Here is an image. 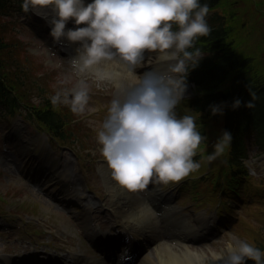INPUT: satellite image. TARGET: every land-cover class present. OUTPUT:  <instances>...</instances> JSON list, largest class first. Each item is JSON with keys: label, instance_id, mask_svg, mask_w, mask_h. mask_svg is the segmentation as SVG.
Instances as JSON below:
<instances>
[{"label": "clouds", "instance_id": "obj_1", "mask_svg": "<svg viewBox=\"0 0 264 264\" xmlns=\"http://www.w3.org/2000/svg\"><path fill=\"white\" fill-rule=\"evenodd\" d=\"M24 13L51 6L50 34L54 40L66 38L79 42L70 58L72 71L85 73L101 62L119 64L127 69V82H121L97 129L100 151L114 180L128 190L146 189L149 184L178 182L201 168L195 159L207 137L191 112L178 114L191 68L204 55L196 46L208 36L210 6L202 0H21ZM78 27L66 28L69 19ZM82 25V26H79ZM157 53L149 62L160 61L166 67L137 74L144 63L145 51ZM108 72L93 77L96 87L110 79ZM66 84L67 79L59 80ZM91 85L81 76L69 88H58L51 96L53 104H67L82 114L89 110ZM224 103L209 105L212 114H223ZM242 101L234 98L231 107ZM253 107V100L246 104ZM232 133L223 130L207 153L215 160L231 147ZM195 264H264V249L235 233L222 247L194 251Z\"/></svg>", "mask_w": 264, "mask_h": 264}, {"label": "rangeland", "instance_id": "obj_2", "mask_svg": "<svg viewBox=\"0 0 264 264\" xmlns=\"http://www.w3.org/2000/svg\"><path fill=\"white\" fill-rule=\"evenodd\" d=\"M260 5L264 8L263 2H260ZM255 16H259V13L256 12ZM39 20L40 18H37L33 12L27 13L26 18L22 20H20V16L16 13L0 16V28L3 29L1 30V34L8 46L7 55L10 56L6 62V67L13 68L14 64H18L34 70V73L40 71L46 72L45 79L43 80L47 86L55 90L53 92H56L58 88L73 86L81 76L88 79L91 85L89 110L82 114L73 113L71 109L69 112L70 116L76 117L74 123H71L73 126H71L70 130L74 139H76V142L71 145L77 157H73L62 146L58 148L54 156L59 155L63 150L69 155L68 157L65 154L67 160L63 159V164L66 166L65 169L69 176L75 179L80 177L77 179L76 187L78 191L82 190L84 181H89L87 189L96 190L97 194L101 196L103 183L98 169L104 163L102 159L105 158L100 151L101 145L97 139V129L107 115L110 100L118 92L119 88L116 85H119V81L111 77L103 82V87L97 88L96 82L93 79L94 76L98 75L97 73L93 71H86L83 74L73 72L70 61L66 60V57L54 53L45 45L41 37L36 34L38 28L44 27ZM260 21L263 27L262 17H260ZM255 39H261L264 44L261 30L257 31ZM153 57L155 56L152 55L151 58ZM150 66L145 68L143 63L141 69L149 71ZM137 68L135 71H137ZM62 78L67 79L66 84L62 85L59 83V80ZM21 118L22 116H8L0 111V215L5 219L8 226L0 232V254L6 255L12 250H18L23 245H27L29 248L35 247L41 252L53 246L66 247L74 244V247H76L75 245L79 241V238L75 239L71 237L62 229V233L57 230L60 221L66 220L70 225H72V222H75L74 218L76 215L69 210V206L61 209L60 204L51 199L47 191L38 192L31 182L21 178L14 171L13 163L8 166L9 163L1 157L5 142L10 144L11 149L16 152L14 148L15 139L10 138V136L16 135L13 132L15 128H17V131H24L25 127L22 124ZM255 151V147L250 143L248 153L250 159L257 155ZM51 158H53V155H51ZM206 161L208 163L206 172L212 169L214 170L212 178H221L219 172L216 174L215 169V166L219 165L218 160H215L213 165L211 161ZM219 170H225V166ZM196 173H199V171L193 172V174ZM212 178L208 177L206 181L201 183L200 181L193 180L192 183L195 185L186 183L182 186L180 190L183 193L179 194V203L183 204L182 209L188 211L190 214L202 211V207L209 209V211L216 209V204L213 200L207 199L200 202L201 199L205 198L206 193L212 191L213 186L209 185V181ZM203 187L206 188L204 189ZM88 193L91 192L88 191ZM255 194L258 197L255 202L245 203L247 202V196L243 193L241 198L245 200V204L236 205V211L232 212V215L236 217L230 231L225 233L216 242L214 241L212 244L208 243L207 246L202 247V250L210 247L219 249L232 233L242 238L254 236L253 233H247L250 231L248 227L254 229V226L257 227L262 224V219H264V197H261V192L255 191ZM221 199H224V197ZM48 204L54 205L55 208L50 210L47 206ZM81 240L80 242L84 245L82 237ZM259 241L264 246V241ZM253 243L257 244V242Z\"/></svg>", "mask_w": 264, "mask_h": 264}, {"label": "trees", "instance_id": "obj_3", "mask_svg": "<svg viewBox=\"0 0 264 264\" xmlns=\"http://www.w3.org/2000/svg\"><path fill=\"white\" fill-rule=\"evenodd\" d=\"M206 1H208L207 3L210 7L217 6L218 0ZM20 5L21 0H0V16L7 15L11 12H21L22 9ZM227 7L230 14L234 16V0H230ZM222 14L223 15L215 19V23L218 25V27L210 34V37L207 39V41L223 47L221 52L228 49V44H226L224 41H226L227 37H229V33H223L225 13L223 12ZM221 18L223 19V22H221ZM1 30L3 29L0 28V90L2 92H6V88L3 86V84L6 85V83L2 82V78H4L6 80L8 79V81L13 84L12 87L10 85H6L9 90H12L13 87H17L16 85L21 83L23 92H25L26 88L37 92V94L44 92L45 88L40 82L41 77L32 75L26 68L22 67L20 69V66L15 64L13 65V68L7 70L3 69V64L5 62L4 57H7V52L5 51L6 48H4L5 44ZM262 71L263 66L249 67L247 63L239 61L237 57L231 55L225 57L217 56L212 61H210L209 64L206 62L201 63L193 71L198 88L208 90V92L202 99H191L190 105L192 109L195 112L200 113L205 120L212 117L214 118L217 115L212 114L206 103H218L223 95L226 99H229L230 97H242L243 95L251 98L252 95L254 96L253 107L248 109L245 108L240 114L237 113V110L235 112L231 111L224 114V129L230 130L232 133V145L234 147L237 143L236 137H239L238 131L241 128V122L240 119H238V116L249 117L260 124L264 122V72ZM228 73H232L233 75H236V77L234 78V81L229 89L224 91L223 87H218V82L222 79L220 78L222 74ZM201 101H204L205 103ZM52 104L53 103L51 101H47L44 105L46 107L43 108V112L37 113V117L42 120V124H44L47 128L54 130V134L56 136H60L62 139H67L68 136L65 135L64 129H68L70 127V120L66 121L65 117L59 115L58 111H56V108L54 109ZM202 122H204V120H202ZM202 122H199L200 125H202ZM213 125L216 126L220 132H222L221 122L214 123ZM233 126L236 128V133L233 130ZM204 132L207 135V130H204ZM202 147L197 153L202 154L205 152V150H207V146ZM236 150L230 158L235 166L236 164L240 165V162H238L239 156L237 155ZM246 264H255V262L251 259H248Z\"/></svg>", "mask_w": 264, "mask_h": 264}, {"label": "bare ground", "instance_id": "obj_4", "mask_svg": "<svg viewBox=\"0 0 264 264\" xmlns=\"http://www.w3.org/2000/svg\"><path fill=\"white\" fill-rule=\"evenodd\" d=\"M41 9L45 12H49L51 10L50 6H43L41 7ZM65 41L69 42L68 40ZM92 68L93 69L91 70L99 74L104 72L110 73L112 78H115L116 80L118 79L119 84L121 82H127V69L119 64L109 66L108 64L101 62L98 65L92 66ZM107 188L111 190V199L109 205L113 213L116 216H120L123 218V220L127 223L128 229L133 234V236L137 234L140 235L142 239H148V237H150L151 240H157L154 237L153 232L155 229V220H157L155 212L156 210H158L159 212L158 219L165 222L168 226L177 225L182 230H184L185 228L186 231L187 229V233L193 231V226H191L193 224L189 223L188 225V222L186 220H183L181 217H173V215L171 214V208L159 207L158 209L154 210L151 201H155V199H150L152 195L146 197L144 196L142 197V199H133L131 196L125 195L123 189L121 188V185H119L118 183L112 185L111 188H109V185L107 184ZM64 191L69 192V189H65ZM47 206L50 210H53L55 208V206H53L52 204ZM173 211H175L174 208L172 209V213ZM153 216L155 217V220L152 219ZM82 223L83 228L86 232H88L89 230L93 231L89 219L84 218L82 220ZM59 225L63 229L68 228V222L66 221H60ZM199 225L204 227L205 222L200 220ZM125 233L128 234L127 231H125ZM160 245L161 242L158 241L155 246L151 249L150 254L145 257V259L148 261L147 264H160L161 262V264H195V257L192 255V253L198 250H192L188 248L181 241L178 242L177 245L174 247L162 246L161 253L156 256V259L154 261L150 260V256L152 254L158 253ZM82 252V248H79V253L78 251H75L74 257L76 261L83 262L81 256H84V254ZM84 261L94 262L95 258H86Z\"/></svg>", "mask_w": 264, "mask_h": 264}]
</instances>
